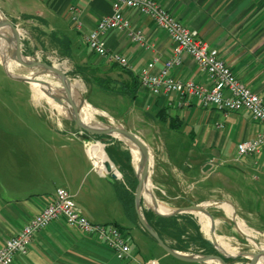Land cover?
<instances>
[{"label":"crops","instance_id":"obj_1","mask_svg":"<svg viewBox=\"0 0 264 264\" xmlns=\"http://www.w3.org/2000/svg\"><path fill=\"white\" fill-rule=\"evenodd\" d=\"M155 1L217 49L233 74L264 101V0ZM70 7L78 11L76 20L72 18ZM0 10L12 18H43L50 32L70 38L73 53L79 44L82 51L79 57L86 62L93 66H110L88 49L83 35L93 30L100 18L112 13V0H0ZM124 15L131 28L142 34L145 45L133 41L127 30L102 32L100 39L105 47L124 55L130 64L128 73L118 68L116 72L125 80H129V74L139 78L140 71L152 61L155 63L151 71L157 72L172 54L173 43L169 36L150 17L135 9L125 8ZM170 75L177 80L208 84L206 74L186 53ZM23 90L16 92L20 94ZM26 93L30 94V90L26 89ZM137 95L133 102L141 106L166 108L177 120L175 129L166 126L185 137L198 154L197 165L188 170L192 175L188 174L187 183L181 187V192L186 194L182 196L184 205L171 206H207L216 239L237 240L238 230L249 240L255 239L254 233L264 237V153L238 156L235 147L237 142L262 131L264 124L245 110L222 112L202 108L194 100L179 107L176 94L153 95L140 83ZM31 108L41 120L32 123L7 120L3 114L8 109L0 110V247L53 199L58 188H64L90 221L119 226L139 260L156 259L159 264H208L170 254L142 227L139 219L127 218L111 176L93 166L82 139L74 135L76 131L63 130L60 123L48 120L44 107L32 105ZM68 134L80 140V150L68 142L71 141ZM149 159L152 166L151 154ZM139 165L140 158L138 168ZM176 197L171 192L168 195V198ZM187 214H191L208 240L199 214ZM210 227L206 217L209 233ZM176 251L195 256L203 254ZM11 264L123 262L95 235L71 227L59 217L36 233L27 253L16 255Z\"/></svg>","mask_w":264,"mask_h":264},{"label":"built area","instance_id":"obj_2","mask_svg":"<svg viewBox=\"0 0 264 264\" xmlns=\"http://www.w3.org/2000/svg\"><path fill=\"white\" fill-rule=\"evenodd\" d=\"M125 8L135 9L150 17L167 33L173 43L171 56L162 62L157 72L151 71L155 61L140 71L139 82L142 86L153 95L176 94V105L179 107L187 106L194 100L202 108H214L222 112L245 110L255 120L264 124L263 99L233 74L220 58L217 49L202 40L195 30L172 16L155 0H112V13L100 18L96 27L83 35L84 43L91 52L109 63L129 69L127 58L118 52L109 51L100 39V34L104 31L127 30L133 41L145 45L142 34L131 28L128 18L124 15ZM70 12L76 20L77 9L70 7ZM183 53L188 54L206 74L207 85L193 80H177L170 75L171 69L181 64ZM92 143L85 139L83 146L87 157L97 168L95 156L91 157L88 152ZM235 147L238 156L264 153V129L250 139L237 142ZM106 162H110L108 157L103 164L105 171H101L104 174H108ZM59 217H62L67 225L93 234L106 243L123 264H159L156 259L139 260L132 253L125 233L117 225L90 221L78 210L72 195L64 188H58L49 203L31 217L17 234L4 241L0 247V264H11L16 255H25L33 236Z\"/></svg>","mask_w":264,"mask_h":264},{"label":"rangeland","instance_id":"obj_3","mask_svg":"<svg viewBox=\"0 0 264 264\" xmlns=\"http://www.w3.org/2000/svg\"><path fill=\"white\" fill-rule=\"evenodd\" d=\"M0 17L7 20L8 23L14 22V25L17 28V30L14 29L13 33L16 34L17 32V36L14 35V39L11 38L6 41L7 47L11 44L14 52L17 51L20 46L22 53L30 59L45 62L64 72L67 80L73 87L71 92L74 99L78 100L81 96L85 99V104L81 110H88V112H91L93 111V108H96L102 112V114H95V118L91 122L92 124H98L101 126L117 124L133 132L144 141L149 149V154H151L153 159L152 166H150V163L148 165L151 172L153 190L156 195L159 199L169 205H173L174 203L184 205L182 196L186 194L181 192V187L185 182L187 183L188 174L192 175L188 170L197 165L198 158L197 151L189 144L188 140L185 137H182L179 133L170 130L162 121H159L155 117L157 109L141 106L139 103L129 101L126 97L118 94L104 92L94 84L86 83L80 76L76 75L74 73V66L76 64H91L79 57L82 52L79 44L74 50L72 58L61 57L52 42H50L47 34L50 31L47 24L44 25L36 19L8 17L2 12V10H0ZM4 30L11 31L10 29ZM40 30L47 33L43 34ZM9 66L11 67V70H14L13 74L17 76H25L31 71L38 75H43L40 73L42 68H27L22 65L15 67L11 64H9ZM109 72L115 76V71L111 70L109 66L100 65L97 66L94 75L103 76ZM51 80L59 82L60 84L57 77H53ZM33 88L34 86L31 82L17 81L8 77L0 61V110L7 108L8 112L11 111V113L7 112L3 114V116H6L7 120L16 121L21 119L30 123L39 121L41 119L37 117V113L35 110L33 111L31 106H41L44 107L48 120L60 123L63 130H75L76 132L74 135L79 139H82L79 136V132H81L80 128L73 122V120H71L65 107L52 101L46 92L47 96L43 95L36 97ZM18 89H24L23 93L18 94L16 92ZM26 89L30 90V94L26 93ZM75 136L68 134V137L71 139V141L68 142L72 146H75L76 150H80V148H82L80 140ZM115 139L121 141L123 147L129 150V145L123 140ZM84 140L85 139H82V141ZM87 140H90L93 143L97 142V144H102L103 150L107 155L105 147L108 143L101 140ZM108 159L112 163L114 170L121 174L112 160L109 157ZM188 166L191 167L189 168ZM121 177L122 175L118 179H121ZM170 192L177 197L168 198ZM141 198L146 206H151L145 198L142 196ZM200 220L202 221L201 217ZM204 232L206 236L210 238V233L206 230ZM236 233L237 240H231L228 242L221 238L217 239V242L226 248H224L223 251H234L233 253L237 254L241 251L258 252L264 250V237L260 234L254 233L255 239L249 240L246 235L241 234L240 230ZM236 246H238V248H236ZM250 257V255H242L233 258L228 264H249ZM215 261L217 264H220L217 260Z\"/></svg>","mask_w":264,"mask_h":264},{"label":"trees","instance_id":"obj_4","mask_svg":"<svg viewBox=\"0 0 264 264\" xmlns=\"http://www.w3.org/2000/svg\"><path fill=\"white\" fill-rule=\"evenodd\" d=\"M24 18H34L46 25V21L40 17L25 16ZM40 31L43 34L47 33L42 30ZM47 34L50 42H52L61 57L72 58L73 50L69 37L58 35L55 32H49ZM109 68L115 71V76L110 74V72L103 76L94 75L97 66L91 64H76L74 66V73L80 76L86 83H92L104 92L118 94L126 97L129 101H134L138 96L139 78L129 74V80L123 79L116 71L118 69L123 70L126 73H128V71L126 68L115 63H110ZM155 117L166 124L170 129H175L177 120L167 113L166 108H159L155 113ZM87 139L101 140L108 143L105 147V151L122 175L121 179L112 178L116 195L122 205L126 217L138 221L134 196L138 181L131 164V154L129 150L123 147L121 141H118L109 135L89 134ZM139 206L144 220L149 224L152 230L156 232L159 239L165 245L179 251H194L203 254L218 255L217 250L203 237L196 221L191 218V214L182 213L170 216H160L154 213L150 206H146L142 198H140ZM224 260L229 263L233 258L226 257Z\"/></svg>","mask_w":264,"mask_h":264},{"label":"water","instance_id":"obj_5","mask_svg":"<svg viewBox=\"0 0 264 264\" xmlns=\"http://www.w3.org/2000/svg\"><path fill=\"white\" fill-rule=\"evenodd\" d=\"M9 23L13 29L17 30V28L15 27V25L13 23H11V22H9ZM9 55H10L9 57H11V59L16 60L20 65H22L24 67L42 68L40 73H42V74L43 73H52L55 75V77H57L59 79L60 84H61V88L53 87L49 83L37 78L39 76L37 73H34L31 76H17V75H14L13 73H10L9 71H7V69L2 64L6 74L8 75V77H10L14 80H17V81L37 83L41 87V89H43L54 102H57L63 106L67 105L69 107V109L71 110V114H69V117L80 128L81 132H83V133L79 132V136L82 139H86L89 134L90 135H109V136H112L114 138H117L116 135H119V136L131 141L133 144H135L138 147L139 152L146 159H149L150 154H149V149H148L147 145L144 143V141L139 136H137L133 132L127 130L126 128H124L120 125H117V124L95 126L94 124H86L83 122V120L80 118L79 111L84 106L85 99L82 96L79 97L78 100L74 99L73 94L71 92V88H70V82L67 80L64 72H62L61 70H59L55 66H51L45 62H40L38 60L30 59L29 57H27L26 55H24L22 53L20 46H19L18 50L14 51L13 53H11V51H9ZM117 139H119V138H117ZM130 154H131V152H130ZM131 164H132V160H131ZM105 167H106L107 173L111 176V178L118 179L121 176V174H120V176L116 175L115 171L111 168L110 162H106ZM132 167H133V164H132ZM133 170H134L135 176H136L137 181H138L137 186H136L135 191H134L135 207H136V211L138 214V219H139L142 227L147 232H149L157 240V242L160 244V246H162L170 254H172L176 257H179V258H184V259L187 258V257L181 256L179 254V252L176 251L175 249L165 245L159 239L156 232L153 231L152 228L149 226V224L144 220V218L141 214V211H140V206H139V201H140L141 192H142L143 179L141 180V178L137 175L134 167H133ZM143 174H144V179H145V187L147 189V192L150 195V199H151V203H152V206H150V208L154 213H156L160 216H170V215L182 214V213H200V214L205 215L209 219L211 227H210V238L208 239V241L217 250L218 255L199 254L195 258H191V260L206 261L207 258L213 257L215 259H218L221 262V264H228L224 260V258H226V257L236 258V257L242 256V255H248V256L250 255L251 257H250L249 264H257L259 257L264 256V250H260L258 252L245 251V252H241L239 254H227L219 246L217 239L213 234V218L210 215V213L208 212L207 206H205L204 204H190L187 206H179V207L171 206V205L163 202L161 199H159L158 196L156 195L155 191L153 190L151 172H150L148 163H146L144 168H143ZM159 205L163 206L167 210H165V212H161V211L157 210V207H159Z\"/></svg>","mask_w":264,"mask_h":264},{"label":"bare ground","instance_id":"obj_6","mask_svg":"<svg viewBox=\"0 0 264 264\" xmlns=\"http://www.w3.org/2000/svg\"><path fill=\"white\" fill-rule=\"evenodd\" d=\"M4 29H10L11 31L4 30ZM13 33H14V29L11 27V25L8 23V21L5 20L4 18L0 17V53H1L0 54V61L4 65V67L7 69V71H9L10 73H13L14 70L13 69L11 70V67L9 66V64H11V65H13L15 67H19L20 66V64L16 60L11 59V57H9L10 56L9 55V51H11V53H13V50H12L13 48H12L11 44L8 45V47L6 45V41L7 40H9L11 38L14 39V35L17 36V34H18L17 32H16V34H13ZM33 74H34V72L31 71L25 76H31ZM53 77H55V75L52 74V73H43V75H39L37 78L49 83L53 87L61 88L60 87L61 85L59 84V82H54V81L51 80V78L53 79ZM31 83L34 86L33 90H34V95L36 97H40V96L46 95L45 91L43 89H41V87L37 83H34V82H31ZM70 88L71 89L73 88L71 84H70ZM57 104L60 105L59 103H57ZM63 107H65V109L67 110L68 114H71V110L69 109V107L67 105H64ZM96 113L102 114V112L100 110L96 109V108H93V111H91V112H88V110H86V111L80 110L79 111L80 118L86 124H92L91 122L94 120ZM94 125L95 126H101V125H98V124H94ZM116 136H117V138L123 140L126 144L129 145V150H130L131 155H132V164H133V167L135 169V172L141 178V180L143 179L141 196H143L152 206L150 195L147 192V189L145 187V179H144V174H143V168H144L146 163H148V164L150 163V159H146L139 152V149L137 151L138 147H136V145L133 144L131 141H129V140H127V139H125V138H123V137H121L119 135H116ZM88 152H89L91 157L95 156L94 161H95V163L97 165L98 170H100V171L104 170L103 164L107 160V155L105 154V152L103 150V146L100 145V144H97V142L96 143H92L89 146V148H88ZM139 158H140V167L138 169ZM111 168L114 170V167H113L112 163H111ZM114 171H115L117 176H120V174L116 170H114ZM157 210L165 211L167 209L164 208L163 206L159 205V207H157ZM196 214H199V216L202 218V221H201L202 229H203V231H205L206 230V217H205V215L200 214V213H196ZM219 246L224 250L225 247L221 246L220 244H219ZM233 252L234 251L226 252V253L227 254H234ZM179 254L181 256H184V257H187V258H195V257H197L195 255H192V254L190 255V254H187V253L179 252ZM214 259L215 258H213V257H209V258H207V262L209 264H217V262L215 260L220 262L218 259H215V260ZM257 264H264V256L260 257L258 259Z\"/></svg>","mask_w":264,"mask_h":264}]
</instances>
